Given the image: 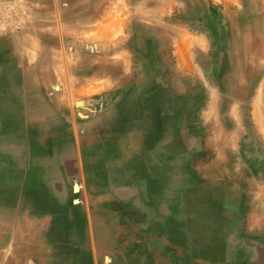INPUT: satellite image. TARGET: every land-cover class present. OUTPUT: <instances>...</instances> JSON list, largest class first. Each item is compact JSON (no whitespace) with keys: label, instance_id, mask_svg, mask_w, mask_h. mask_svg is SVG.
<instances>
[{"label":"rangeland","instance_id":"rangeland-1","mask_svg":"<svg viewBox=\"0 0 264 264\" xmlns=\"http://www.w3.org/2000/svg\"><path fill=\"white\" fill-rule=\"evenodd\" d=\"M12 1L38 21L14 37L59 36L75 70L0 72V264H264V0ZM191 35L198 76L176 69Z\"/></svg>","mask_w":264,"mask_h":264},{"label":"bare ground","instance_id":"bare-ground-1","mask_svg":"<svg viewBox=\"0 0 264 264\" xmlns=\"http://www.w3.org/2000/svg\"><path fill=\"white\" fill-rule=\"evenodd\" d=\"M56 1V0H55ZM20 2H26V0H22ZM253 2V1H252ZM4 3V2H3ZM21 3V4H22ZM7 4V3H6ZM9 4V3H8ZM34 5V4H33ZM1 6V4H0ZM14 6V5H13ZM35 6V5H34ZM30 8V11L32 9L33 6H28ZM1 8V7H0ZM8 9V8H7ZM11 9V8H10ZM9 9V10H10ZM22 9V8H21ZM231 10V7L229 8ZM15 10V9H14ZM18 10V9H17ZM27 10V9H26ZM11 11V10H10ZM9 11V12H10ZM19 14V13H18ZM21 14V12H20ZM31 14V18L27 19L26 21L28 22V25H34L36 23V17H35V13L34 11L30 13ZM51 14V13H50ZM58 15V14H57ZM66 15V14H65ZM24 16V15H22ZM54 17H49V22L55 23V25H59L57 22L58 18L56 15L53 14ZM56 16V18H55ZM103 17V16H102ZM42 19V18H41ZM240 23H245L246 21L244 20V17H240V19H238ZM3 21V20H2ZM44 21V20H43ZM117 21V20H116ZM114 20V22H116ZM38 22V21H37ZM119 22V21H118ZM24 23V22H23ZM3 25V23L1 24ZM102 25V23H101ZM11 26V25H10ZM35 26V25H34ZM104 26V25H103ZM17 27V26H16ZM33 27V26H32ZM96 26H94L93 28H95ZM3 28V27H1ZM49 28V27H48ZM60 28V27H59ZM85 28V27H84ZM91 28V27H90ZM98 28V27H96ZM111 28V27H109ZM232 28V27H231ZM11 30V28H9ZM87 29V28H86ZM107 29V28H106ZM233 29V28H232ZM2 30V29H0ZM4 30V29H3ZM80 30V28H79ZM78 30V31H79ZM85 30V29H84ZM97 30V31H96ZM99 30V31H98ZM15 31V30H14ZM90 31L94 32V35L92 32H86L81 34V40L85 43V41H90L92 40V38L90 37V35L94 36V40H99L101 42V40L103 39V33L106 30H101L100 29H92ZM59 32V31H58ZM96 32V34H95ZM81 33V31H80ZM106 33V32H105ZM181 33V32H180ZM47 33H43L40 30H35L31 27L27 28L25 30V32L21 33L18 36H15L12 41H11V47H12V54H8V52H0V62L4 63L5 59L7 57H9V55L16 57L17 58V63L25 66L28 68V70H38L39 68H42L43 71L46 72L45 77H49V73H50V68L54 67L57 70H59L62 74V77H60V79H64L65 75V69H68L67 66H69V70H75L74 65L70 66V65H64V63L61 61L60 58V52L56 49L57 45H61L60 41V37L59 36H51V35H46ZM182 35V34H181ZM107 36V33H106ZM105 36V38H106ZM96 37V39H95ZM109 37V36H108ZM107 37V38H108ZM185 37V36H184ZM182 36V38H184ZM106 38V39H107ZM101 39V40H100ZM109 39V38H108ZM3 40V39H2ZM1 40V41H2ZM26 40H29V42H27ZM59 42V44H58ZM173 43V42H172ZM5 43L3 42V44H1L0 42V47L2 45H4ZM68 44V43H67ZM101 44V43H100ZM99 44V45H100ZM94 45V44H93ZM63 46V45H62ZM75 46V45H74ZM191 40H186V47L187 49H191ZM71 47V46H70ZM244 47V46H243ZM99 48V47H98ZM90 49V48H89ZM65 53V52H64ZM93 53V52H92ZM66 54V53H65ZM102 52L98 53V55H96L95 58H91V57H86L85 59L82 60L83 62V67L85 66H91L94 68H100L103 67L104 68V64L107 62L108 59H106V57L104 59H102L101 57ZM187 57H189L187 55ZM9 59V58H7ZM190 59V58H189ZM15 60V59H14ZM67 60V59H66ZM10 61V60H9ZM189 61V60H188ZM15 62V61H14ZM110 64V63H109ZM184 65V64H183ZM189 66V65H188ZM190 67V66H189ZM106 68V67H105ZM53 72V71H52ZM24 74V73H23ZM147 77V76H146ZM85 79V78H84ZM57 87V86H56ZM55 88V87H54ZM58 88V87H57ZM57 90V89H56ZM82 96V95H81ZM259 99V97H258ZM189 101V100H188ZM35 102V100H34ZM78 102V101H77ZM43 104V103H42ZM79 104V103H78ZM34 106V105H33ZM32 106V107H33ZM37 107V106H36ZM41 109V107H40ZM37 111L35 112L36 116H39V111L38 109H36ZM32 111H34V109H32ZM31 111V112H32ZM78 114V113H77ZM254 115V114H253ZM31 116V115H30ZM82 116V115H80ZM256 117V116H255ZM106 120V119H105ZM34 121V120H33ZM39 121V120H37ZM263 122V121H262ZM33 123V122H32ZM40 125V124H39ZM42 125V124H41ZM43 126V125H42ZM151 127V125H150ZM159 129V128H158ZM151 132V131H150ZM177 135V134H176ZM178 136V135H177ZM58 138V137H57ZM175 138V137H174ZM175 140V139H174ZM98 144V143H97ZM174 147V146H173ZM170 148V147H169ZM44 160V159H43ZM33 163V162H32ZM87 165V164H86ZM81 169V168H80ZM36 174V173H35ZM75 180V179H74ZM39 192V191H38ZM67 194V193H66ZM58 221V220H57ZM56 221V222H57ZM54 225V224H53Z\"/></svg>","mask_w":264,"mask_h":264},{"label":"crops","instance_id":"crops-1","mask_svg":"<svg viewBox=\"0 0 264 264\" xmlns=\"http://www.w3.org/2000/svg\"><path fill=\"white\" fill-rule=\"evenodd\" d=\"M43 2V0H41ZM4 2V3H3ZM34 2V1H33ZM7 3V4H6ZM9 3V4H8ZM0 4H1V8H0V29H4V27L6 28V26L8 28H13L12 30H15L17 32H21V31H18L17 29H15L16 27L15 26H20L21 28H24L25 25H26V20L27 19H23V20H17L14 19V18H11V13H17L21 10H23V8L21 9H18L17 7L15 8V5H14V1L12 0H0ZM14 5V6H13ZM34 5H35V2H34ZM37 6V5H36ZM8 8V9H7ZM11 8V9H10ZM11 11H10V10ZM15 9V10H14ZM18 9V10H17ZM10 11V12H9ZM38 16H43L45 15V11L42 10H38ZM3 20V21H2ZM8 21V22H6ZM16 22V23H15ZM24 22V23H23ZM3 23V25H1ZM13 23L11 26L10 24ZM15 24V25H14ZM3 27V28H1ZM73 33H75V24H73ZM8 28L5 30V31H0V39H13L14 37V33L12 32L11 30V33L12 35L9 33L8 31ZM190 36V35H189ZM191 40H192V43H193V48L192 49H187L186 48V43H185V40L183 39V41L181 40L179 46L177 47V49H175V53H174V56H175V61H176V69L179 70L180 72L182 73H185V74H189L191 76H198V72L199 71H202V67H201V60L199 59V56L203 55V53H206V52H210L209 51V47H208V43H207V39L206 38H203V37H197V36H193L191 35ZM10 50H7L6 52H8ZM5 52V51H4ZM187 55L189 57H187ZM190 58V59H189ZM189 60V61H188ZM184 64V65H183ZM190 67H189V66ZM19 64H13L11 65L10 63H7V64H0V72H8V71H16L18 72L19 69ZM22 72V69L20 70ZM41 80H39V84H40V87H41ZM38 83V81H37ZM135 93V90L133 91ZM133 93V94H134ZM25 99L27 97H29L28 95H25L24 96ZM28 102V101H27ZM210 103V102H209ZM210 107L213 109V107L215 108V103L214 101L211 102L210 104ZM40 112V111H39ZM217 114L219 115V113L217 112ZM205 116V115H204ZM22 119L25 120V124H26V129L29 128L30 126L33 127V128H36V130L38 129H43V126H44V116L43 114H39V116H36V115H32V116H27V115H23V117H21ZM204 119V117H202ZM208 118V117H207ZM212 120L215 118L214 117V114H212L211 116ZM218 119V118H217ZM34 120V121H33ZM39 120V121H37ZM33 122V123H32ZM40 124V125H39ZM43 126H42V125ZM55 126V125H54ZM218 123H217V127H218ZM52 130H57L56 126L55 128L54 127H51ZM51 130V131H52ZM53 132V131H52ZM51 132V133H52ZM113 157L112 154L111 155H108L106 156V160H108V158H111ZM112 159V158H111ZM110 159V160H111ZM109 160V161H110ZM74 161V160H73ZM69 162V161H67ZM75 164V163H74ZM78 165H80L81 167L83 166V168H86V170L89 172V167H87V165H84L83 162L81 163H78ZM69 166V164H67V167ZM108 166V165H107ZM108 167H106L107 169ZM108 171V169L106 170ZM60 179L58 178H55L52 180L53 183H59ZM84 183H87V182H98V183H103V184H107L108 181H107V178L105 177H102V176H96V175H87V177H85V179H83ZM84 194L85 196L91 200L94 197V193L93 191H90V190H86L84 191ZM114 196V194L112 192H106L104 193V196L103 198L105 197V199H108L109 197L108 196ZM110 199V198H109ZM88 229V227H87Z\"/></svg>","mask_w":264,"mask_h":264}]
</instances>
